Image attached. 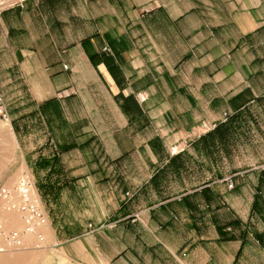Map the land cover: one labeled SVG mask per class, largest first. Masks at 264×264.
<instances>
[{
  "label": "crops",
  "instance_id": "0c3cea01",
  "mask_svg": "<svg viewBox=\"0 0 264 264\" xmlns=\"http://www.w3.org/2000/svg\"><path fill=\"white\" fill-rule=\"evenodd\" d=\"M68 16L85 24L71 49ZM263 23L264 0H28L0 15L10 119L44 114L55 138L24 159L51 246L81 264H264V165L222 176L236 146L192 145L264 98Z\"/></svg>",
  "mask_w": 264,
  "mask_h": 264
},
{
  "label": "rangeland",
  "instance_id": "374dc122",
  "mask_svg": "<svg viewBox=\"0 0 264 264\" xmlns=\"http://www.w3.org/2000/svg\"><path fill=\"white\" fill-rule=\"evenodd\" d=\"M77 7H79V4L75 5L76 10ZM60 13L61 15H65L66 9L63 10L62 8ZM67 21V24L60 23L58 26V44L61 48L62 44H66V39L68 38V35H70V38H74V44L68 46V48L71 49L72 47L79 45L80 40L85 36V24L83 19L79 17H69L68 19L66 18V22ZM66 29L69 33H65ZM258 32H256V35H254H259L261 37L260 49L264 50V23L258 29ZM251 39H253V37H251ZM97 49L99 50L100 47L97 46ZM102 49L104 52H109L108 46H104ZM62 50L63 49H60V51ZM66 66H62V69L69 73V65ZM81 95H83L82 90ZM10 107L14 108L15 110L18 109V111L20 109V106L18 105H11ZM30 107V109H33L32 106ZM246 112L248 114L247 117L250 118L248 120L247 127L239 134L241 137L238 139L236 144L235 154L232 157V161L229 162L228 165H222L220 163L218 168L219 175H230L235 172H242L255 168L254 170H251L245 174L250 176L251 179H255L256 175L261 170L260 166L264 165V98H261L260 101H256L250 105ZM225 115H227L229 118L233 114L223 113L219 123H225L227 121L228 118L226 119ZM204 127L206 129L208 126ZM40 144H46V148L51 147L50 144H55V138L49 129V124L44 114H42V120H40L39 116H37L36 122L32 123L28 121L21 122L20 119H15L12 116L10 124L0 121V189L2 187L12 188L20 179L26 177L29 178V169L27 170L25 167L24 159L28 156V160H30V158L32 159V157L35 160L38 157L37 155H39L37 152H35V149L36 146H39ZM31 150L33 151L30 152ZM49 154L50 153H47L46 155L45 153L43 157L49 156ZM205 178L206 176L203 175L202 180L205 181ZM34 196L37 198L36 194H34ZM13 201L16 203L19 201L16 195H14ZM240 203L241 208L245 209L247 204L246 199H244L243 202L241 200ZM0 217L2 219L3 227L8 231L19 230L23 228L22 219L15 211L2 212ZM12 217H18L16 222L17 227L13 226L11 220ZM43 228L44 227H40L37 229V232L42 234L43 241H38L35 235L28 234L23 238V246L21 249L0 253V257L21 255L23 256L22 264H81L70 260H76V258H71V256H68L70 254L67 250L66 244L61 246H51L52 241L48 240L47 235L42 231ZM115 252H119V249H116V247L112 249H106V255L108 257L112 254H115ZM90 260L92 261L91 264H104V261L101 259L100 262L99 256L93 253ZM107 264L111 263L107 262Z\"/></svg>",
  "mask_w": 264,
  "mask_h": 264
},
{
  "label": "built area",
  "instance_id": "2783aa9c",
  "mask_svg": "<svg viewBox=\"0 0 264 264\" xmlns=\"http://www.w3.org/2000/svg\"><path fill=\"white\" fill-rule=\"evenodd\" d=\"M28 0H0V14L6 10L23 8ZM66 68V67H65ZM227 119V115H225ZM225 119V120H226ZM0 121L11 123L10 116L0 95ZM230 189L233 183L229 181ZM16 195L19 201L13 204V196ZM16 212L22 219L23 228L20 230H6L3 227L0 217V253L21 249L23 237L27 234L35 235L38 241H43L41 233L37 232L40 227H45L47 217L40 202L33 194V185L30 178H22L12 188L2 187L0 189V215L2 212Z\"/></svg>",
  "mask_w": 264,
  "mask_h": 264
},
{
  "label": "trees",
  "instance_id": "16d2710c",
  "mask_svg": "<svg viewBox=\"0 0 264 264\" xmlns=\"http://www.w3.org/2000/svg\"><path fill=\"white\" fill-rule=\"evenodd\" d=\"M247 110H240L231 115L225 123L217 124L211 131L207 132L205 135L198 138L197 141L193 142L192 145H201L204 153L211 156L216 150L223 152L226 156L236 146L239 134L244 131L247 127L248 120ZM173 161V158L170 162ZM256 205V196H254V201L252 204L253 209L259 208ZM241 250L238 252L239 256ZM237 261V258H236ZM235 264V262H234Z\"/></svg>",
  "mask_w": 264,
  "mask_h": 264
},
{
  "label": "bare ground",
  "instance_id": "6f19581e",
  "mask_svg": "<svg viewBox=\"0 0 264 264\" xmlns=\"http://www.w3.org/2000/svg\"><path fill=\"white\" fill-rule=\"evenodd\" d=\"M14 200V196L12 199L13 204H15L16 202L13 201ZM15 202V203H14ZM10 214V213H9ZM18 218V217H17ZM17 218L12 217V224L13 226H16V222H17ZM17 227V226H16ZM20 230V229H19ZM28 235V234H27ZM25 235V236H27ZM31 235V234H29ZM24 236V237H25ZM23 237V238H24ZM23 263V256L21 255H14V256H9V257H0V264H22Z\"/></svg>",
  "mask_w": 264,
  "mask_h": 264
}]
</instances>
